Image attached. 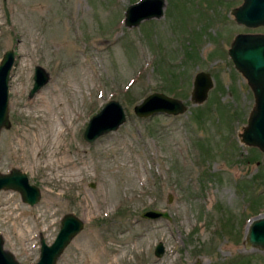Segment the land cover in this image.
Masks as SVG:
<instances>
[{
	"label": "rangeland",
	"instance_id": "374dc122",
	"mask_svg": "<svg viewBox=\"0 0 264 264\" xmlns=\"http://www.w3.org/2000/svg\"><path fill=\"white\" fill-rule=\"evenodd\" d=\"M131 1L0 0V57L14 53L0 171L17 167L40 190L29 205L16 190L0 189L2 247L33 263L40 237L49 243L60 217L72 212L83 226L56 264H264V250L242 239L264 205L238 236L249 199L264 203V152L237 136L252 92L226 52L240 30L230 9L241 0H165L162 16L125 26ZM35 64L48 79L29 95ZM200 69L213 84L192 103ZM151 91L181 99L186 109L136 116L132 105ZM109 98L122 104L125 121L84 140L88 118ZM151 207L170 219L139 216ZM159 240L164 249L155 256Z\"/></svg>",
	"mask_w": 264,
	"mask_h": 264
},
{
	"label": "water",
	"instance_id": "95a60500",
	"mask_svg": "<svg viewBox=\"0 0 264 264\" xmlns=\"http://www.w3.org/2000/svg\"><path fill=\"white\" fill-rule=\"evenodd\" d=\"M165 0H135L128 3L123 11L122 23L125 26H135L145 19L162 16ZM237 22L253 25L264 23V0H242V3L230 10ZM227 55L233 67L245 78L249 86L253 104L250 107L237 133L239 141L248 146H254L264 152V37L261 35L236 34L227 47ZM12 49L3 51L0 57V128L8 126L7 118V81L9 70L13 63ZM48 79L47 71L40 65L33 67L32 84L28 91L31 95ZM213 82L206 70H197L191 81L190 100L200 103L205 100ZM186 109L185 103L172 95L160 91H151L132 105L133 113L138 117H147L156 113L176 115ZM126 119L122 104L116 98H109L88 118L82 137L92 141L99 135L115 130ZM0 189L16 190L23 202L32 205L38 201L40 190L28 180L24 171L17 167L0 171ZM170 199H168L169 201ZM140 217L154 219L163 217L170 219L166 209L151 207L142 210ZM82 219L72 212L64 213L59 219L58 229L53 239L47 243L43 237L39 239L38 257L31 264H56V258L82 228ZM243 242L252 247L264 250V213L252 216L245 224ZM164 246L161 240L153 247V254L160 256ZM0 264H21L11 252L2 247L0 235ZM191 264H199L195 261Z\"/></svg>",
	"mask_w": 264,
	"mask_h": 264
},
{
	"label": "trees",
	"instance_id": "16d2710c",
	"mask_svg": "<svg viewBox=\"0 0 264 264\" xmlns=\"http://www.w3.org/2000/svg\"><path fill=\"white\" fill-rule=\"evenodd\" d=\"M133 1V0H132ZM184 43V42H183ZM183 45V47H185V46H187V43H184V44H182ZM191 48L192 47H190V49H189V47L187 46L186 47V49L184 48V50H185V52H184V54H185V56L186 55H190V50H191ZM163 88L164 89H168V91L169 92H171V93H174V94H176V92L177 91H175V89H173V87L171 88V87H168V86H163ZM174 91V92H173ZM133 98L134 97H132V95L129 93V91H127L126 92V100L128 101V102H132L133 101ZM136 99V98H135ZM255 148V147H254ZM251 202H252V204L254 203V205L253 206H251V211L249 212V213H247L246 212V214L241 218V221H240V223H239V229H238V236H241V234H240V232H241V226H242V224H243V221L247 218V217H249V216H251V215H253V214H256V213H258V211H259V206H260V208H262L261 206H263L264 205V203H256L255 204V201L253 202V200L252 199H249ZM260 204V205H259ZM256 205H258V206H256ZM223 224V223H222ZM223 226H224V224H223ZM241 261H243L244 262V260L241 258Z\"/></svg>",
	"mask_w": 264,
	"mask_h": 264
},
{
	"label": "flooded vegetation",
	"instance_id": "af4514ba",
	"mask_svg": "<svg viewBox=\"0 0 264 264\" xmlns=\"http://www.w3.org/2000/svg\"><path fill=\"white\" fill-rule=\"evenodd\" d=\"M241 3H242V0L238 4L234 5L233 7L238 6ZM233 18H234V16H233ZM234 21L240 27V30H237L236 32H234L232 37H234L236 34H243V35H250V34L257 35L258 34V35H261L262 37H264V23L263 22L257 23V24H253V25H247L245 23L237 22L235 20V18H234Z\"/></svg>",
	"mask_w": 264,
	"mask_h": 264
},
{
	"label": "bare ground",
	"instance_id": "6f19581e",
	"mask_svg": "<svg viewBox=\"0 0 264 264\" xmlns=\"http://www.w3.org/2000/svg\"><path fill=\"white\" fill-rule=\"evenodd\" d=\"M63 125V124H62ZM61 126V125H60ZM53 130V129H52ZM55 132V135H54V138H53V140H52V145L54 144V146L57 148L58 146H59V144H60V142H61V129H60V127H58V128H56V130L54 131ZM54 148H52V150H53ZM54 151V150H53ZM55 152V151H54ZM50 153H52V151H50ZM66 153V152H65ZM63 154V153H62ZM51 156H53V154H51ZM63 156H65V155H63ZM60 157V159H62L63 157L62 156H59ZM49 159V158H48ZM52 159L54 160V161H56V162H59L58 160H57V157H52ZM50 160V159H49ZM65 160V159H64ZM63 162V161H62ZM50 163H51V161H50ZM57 164V163H56Z\"/></svg>",
	"mask_w": 264,
	"mask_h": 264
}]
</instances>
